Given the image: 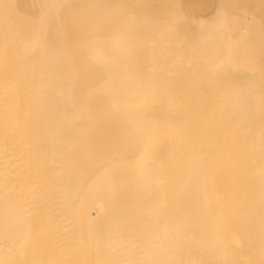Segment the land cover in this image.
<instances>
[{
    "label": "bare ground",
    "instance_id": "1",
    "mask_svg": "<svg viewBox=\"0 0 264 264\" xmlns=\"http://www.w3.org/2000/svg\"><path fill=\"white\" fill-rule=\"evenodd\" d=\"M0 264H264V0H0Z\"/></svg>",
    "mask_w": 264,
    "mask_h": 264
},
{
    "label": "rangeland",
    "instance_id": "2",
    "mask_svg": "<svg viewBox=\"0 0 264 264\" xmlns=\"http://www.w3.org/2000/svg\"><path fill=\"white\" fill-rule=\"evenodd\" d=\"M260 21V20H259ZM258 22V21H257ZM262 22H263V20H262ZM261 21H260V23H262ZM260 23L258 24V26L260 25Z\"/></svg>",
    "mask_w": 264,
    "mask_h": 264
}]
</instances>
